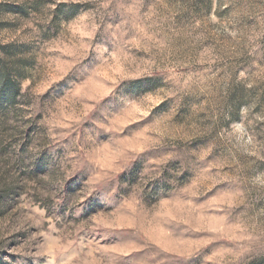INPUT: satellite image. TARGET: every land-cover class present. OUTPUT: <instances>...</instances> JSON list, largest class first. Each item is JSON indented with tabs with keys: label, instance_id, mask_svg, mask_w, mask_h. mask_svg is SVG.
Segmentation results:
<instances>
[{
	"label": "rangeland",
	"instance_id": "1",
	"mask_svg": "<svg viewBox=\"0 0 264 264\" xmlns=\"http://www.w3.org/2000/svg\"><path fill=\"white\" fill-rule=\"evenodd\" d=\"M124 262L264 264V0H0V264Z\"/></svg>",
	"mask_w": 264,
	"mask_h": 264
},
{
	"label": "snow or ice",
	"instance_id": "2",
	"mask_svg": "<svg viewBox=\"0 0 264 264\" xmlns=\"http://www.w3.org/2000/svg\"><path fill=\"white\" fill-rule=\"evenodd\" d=\"M142 115H143V117H147L148 119L151 117L150 113H143ZM141 122L146 123V122H147V119H142L141 121L133 122V123L131 124V126H132V125H139V126H140ZM129 129H130V127H129V126H126V127L122 130V134H131L132 131H128ZM238 130H239V129H237V131H238ZM149 151H150V150H149ZM169 226H172V225H169ZM124 264H125V262H124Z\"/></svg>",
	"mask_w": 264,
	"mask_h": 264
}]
</instances>
